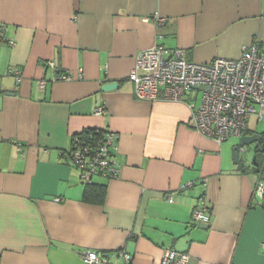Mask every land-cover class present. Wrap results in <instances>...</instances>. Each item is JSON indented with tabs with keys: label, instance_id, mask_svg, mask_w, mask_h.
I'll use <instances>...</instances> for the list:
<instances>
[{
	"label": "crops",
	"instance_id": "obj_1",
	"mask_svg": "<svg viewBox=\"0 0 264 264\" xmlns=\"http://www.w3.org/2000/svg\"><path fill=\"white\" fill-rule=\"evenodd\" d=\"M0 33L15 41H0V264H89L87 248L108 264L122 253L159 264L167 247L190 264H264L260 174L234 163L240 140L198 132L186 102L137 99L128 78L157 41L197 63L239 58L255 41L264 51V0H0ZM60 72L73 79L53 80ZM88 128L119 134L120 174L94 179L98 202L84 200L66 156ZM202 197L206 228L192 218Z\"/></svg>",
	"mask_w": 264,
	"mask_h": 264
},
{
	"label": "built area",
	"instance_id": "obj_2",
	"mask_svg": "<svg viewBox=\"0 0 264 264\" xmlns=\"http://www.w3.org/2000/svg\"><path fill=\"white\" fill-rule=\"evenodd\" d=\"M153 20L157 25H163L166 18L156 13ZM161 37L158 33L156 38ZM0 41L15 45L13 39H7L1 33ZM47 66L56 68V63L49 61ZM9 72L17 79L21 76L20 70L10 69ZM128 78L139 100L186 102L192 111V127L219 143L247 133L252 115L258 120L264 119V51L256 41L244 46L239 58L216 57L203 63L189 60L183 48H170L157 41L137 53ZM72 79L69 72L56 73L53 77L55 81ZM39 85L43 88L46 80H41ZM97 111L102 113L104 109L100 107ZM102 131L101 135L89 133L84 138L80 134L74 135L71 149L66 154L85 184L93 183L96 177L114 179L120 174L115 159L119 134L112 130ZM207 181L204 179L203 183ZM254 194L264 199L263 174H260ZM55 200L62 199L56 197ZM169 200L173 201L172 195ZM192 218L197 224L211 222L203 197L194 207ZM122 254L124 264H129L132 255ZM80 257L89 264H108L104 253L95 249H83ZM190 261L189 252L167 247L159 264H190Z\"/></svg>",
	"mask_w": 264,
	"mask_h": 264
},
{
	"label": "water",
	"instance_id": "obj_3",
	"mask_svg": "<svg viewBox=\"0 0 264 264\" xmlns=\"http://www.w3.org/2000/svg\"><path fill=\"white\" fill-rule=\"evenodd\" d=\"M118 84L117 82H110L103 86L104 90L113 89L114 85ZM249 145H253L255 148V155L251 162L252 170L256 173L263 174L264 178V134L262 132H254V133H244L240 137L239 145L234 147L233 150V161L236 164L242 163L240 158L241 151L246 150V147ZM243 164V163H242ZM202 227H208L209 224L205 223L201 225Z\"/></svg>",
	"mask_w": 264,
	"mask_h": 264
},
{
	"label": "trees",
	"instance_id": "obj_4",
	"mask_svg": "<svg viewBox=\"0 0 264 264\" xmlns=\"http://www.w3.org/2000/svg\"><path fill=\"white\" fill-rule=\"evenodd\" d=\"M89 133H93L95 135H101L103 133L102 129H99V131L97 129H92V128H88L83 130L81 133H78L82 136V138L84 137H88ZM248 133V132H247ZM264 134V132H262ZM240 166L239 168L242 169L243 168V164L239 163ZM104 196V189L101 185L93 182L91 184H86V188L84 190V200L87 202L93 201V202H98L101 201L103 199ZM263 207H264V199H263Z\"/></svg>",
	"mask_w": 264,
	"mask_h": 264
},
{
	"label": "rangeland",
	"instance_id": "obj_5",
	"mask_svg": "<svg viewBox=\"0 0 264 264\" xmlns=\"http://www.w3.org/2000/svg\"><path fill=\"white\" fill-rule=\"evenodd\" d=\"M249 125L254 127V128L258 127L259 130H262V129H264V119L258 120L255 115H252L249 119ZM229 139H232V140L239 142L240 137H231ZM255 153H256V151H255V148L253 145H249L246 147V150L241 151L240 158L242 160L243 165L245 164L246 167H249L252 169V165L249 162L252 161Z\"/></svg>",
	"mask_w": 264,
	"mask_h": 264
}]
</instances>
